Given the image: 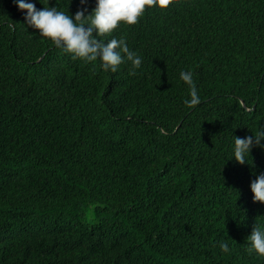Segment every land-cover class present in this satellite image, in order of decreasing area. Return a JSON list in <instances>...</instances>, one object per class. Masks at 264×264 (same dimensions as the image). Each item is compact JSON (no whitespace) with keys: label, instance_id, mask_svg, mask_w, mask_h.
Masks as SVG:
<instances>
[{"label":"trees","instance_id":"trees-1","mask_svg":"<svg viewBox=\"0 0 264 264\" xmlns=\"http://www.w3.org/2000/svg\"><path fill=\"white\" fill-rule=\"evenodd\" d=\"M121 36L135 75L74 60L0 0V264H264L247 251L264 148L233 158L264 130V0H172L102 39Z\"/></svg>","mask_w":264,"mask_h":264},{"label":"clouds","instance_id":"clouds-1","mask_svg":"<svg viewBox=\"0 0 264 264\" xmlns=\"http://www.w3.org/2000/svg\"><path fill=\"white\" fill-rule=\"evenodd\" d=\"M14 2L25 12V21L29 27L38 30L40 36L50 38L56 47L71 54L74 60L92 63L99 59L101 67L112 73L117 72L119 66L127 61L132 65L129 74L135 75L134 69L142 66L143 58L129 48L125 37H113L106 42L102 37L112 34L121 24H137L148 8L167 9L172 0H96L95 8L87 16L85 13L88 11L89 0H80L81 8L74 17L57 7L38 9L33 0ZM193 76L192 71L180 73V78L189 86L190 99L184 100L189 108L201 102ZM262 141L264 130L254 136H235L233 158L240 164L249 163L247 158L253 147L264 148ZM250 187L254 194L253 201L264 203V172L256 175ZM247 240L249 254L264 257V227L256 224ZM219 248L224 253L230 251L229 243L225 240L219 242Z\"/></svg>","mask_w":264,"mask_h":264}]
</instances>
